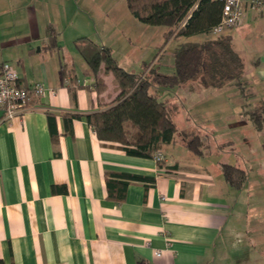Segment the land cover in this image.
Segmentation results:
<instances>
[{"label": "crops", "instance_id": "crops-1", "mask_svg": "<svg viewBox=\"0 0 264 264\" xmlns=\"http://www.w3.org/2000/svg\"><path fill=\"white\" fill-rule=\"evenodd\" d=\"M118 3L0 0V62L13 65L21 86L47 87L43 94L32 93L19 116L5 119L0 110V258L5 264H136L141 259L150 264H264V129H257L247 113L264 102V5L246 4L243 21L223 32L232 36L245 61L242 83L253 95L251 106L243 108L236 83L194 91L185 85V103L165 98L187 105L183 123L175 116L181 129L213 138L211 150L200 156L180 140L167 145L165 164L174 167L166 168L155 158L104 143L84 117L74 118L71 129L65 125L67 112L100 110L120 93L113 73L103 66L104 88L86 74L81 42L100 38L114 54L107 42L120 40L127 23L138 36L147 33L160 43L161 26L139 21L128 6L120 14L114 10ZM49 25L57 32L54 45ZM212 116L223 122L203 121ZM223 145L233 154L231 161L212 160L214 149ZM223 162L247 171L242 188L227 181ZM109 172L156 181L131 182L124 199H118L109 195Z\"/></svg>", "mask_w": 264, "mask_h": 264}, {"label": "trees", "instance_id": "trees-1", "mask_svg": "<svg viewBox=\"0 0 264 264\" xmlns=\"http://www.w3.org/2000/svg\"><path fill=\"white\" fill-rule=\"evenodd\" d=\"M128 9L139 21L152 26H165L167 40L180 36L208 35L201 41H186L172 51L175 69L165 73L153 65L143 74L130 72L122 67L113 56L111 48L92 39L79 45L87 62V75L96 77L98 88L105 82L99 77L103 66L113 73L120 93L113 101L100 110L81 113L67 112L65 125L71 129L74 118H86L104 143L118 144L129 155L155 158L159 151L177 140L185 144L196 155H205L213 146V138L208 133L200 134L193 129H181L176 114L181 105L170 99H161L160 89L189 86L224 87L236 83L242 90L245 104L251 105L253 95L242 83L245 61L235 50L230 34H214L213 28L221 21L223 3L219 0H126ZM51 45L56 41L57 32L52 25L47 29ZM66 73V72H65ZM156 87L155 92L151 87ZM76 99V92L72 90ZM245 106V105H244ZM249 107H245L248 109ZM249 118L259 130L264 129V102L247 111ZM55 117L49 115V124L55 137ZM160 167L164 161H157ZM222 171L227 181L237 189L242 188L248 173L239 165L222 163ZM109 195L124 199L131 182L155 183L154 176L128 172L107 174ZM0 264H5L0 258ZM136 264H150L141 259Z\"/></svg>", "mask_w": 264, "mask_h": 264}, {"label": "rangeland", "instance_id": "rangeland-1", "mask_svg": "<svg viewBox=\"0 0 264 264\" xmlns=\"http://www.w3.org/2000/svg\"><path fill=\"white\" fill-rule=\"evenodd\" d=\"M115 2H119L117 5V8L115 6V11H118L121 14V9L120 8H125V11H127V3L126 0H115ZM126 14V13H125ZM234 28V27H232ZM162 33H161V39L160 43L159 40L156 39L154 40L153 38H150L148 34L146 33V36L141 37L138 36L137 33V28L136 27H131V24L125 23V34H123V37L120 40L113 39L109 45L114 46V56L119 57V59H122L127 63L128 68L131 67L130 69H135L133 72L137 74H143L146 70H148L149 67L156 65L158 66L159 70L165 73H172L175 69L174 66V57L172 54V51L175 49V47L183 42H186L187 40L189 41H200L205 39L206 37H199V36H180L176 38H170L167 40L164 31L166 30L165 26H161ZM229 29V28H228ZM99 40L95 39L96 42L102 43V40L98 38ZM82 41V40H81ZM83 44V42H81ZM115 57V58H116ZM82 58V57H81ZM79 71V70H78ZM157 88L156 87H151V91L155 92ZM185 87H174L172 89H160L159 94L161 99L165 98H170V99H175L177 98L178 100L184 101L183 97L185 94ZM241 94L242 93V90ZM245 91H250L245 90ZM210 97V96H209ZM208 97V98H209ZM244 98V97H243ZM250 103L253 101V98L249 99ZM245 101V98H244ZM246 102V101H245ZM243 105V108L249 107V104ZM180 111L176 114V118L179 121V123H183L185 120V112L186 108H183L187 105L182 106L181 103ZM201 102L200 105L201 106ZM251 106V105H250ZM189 107V106H188ZM196 115H199L200 120H202L203 115L201 113H195ZM216 117V116H214ZM213 116L209 120H203L207 121L208 124H215L218 125L222 123L223 121L215 120ZM196 119H194L193 123H195ZM227 145H223L221 147L217 146L214 149V152L212 154V160H227L231 161L230 158L232 157L233 154L231 155V152L226 149ZM226 150V151H225ZM224 151V152H222Z\"/></svg>", "mask_w": 264, "mask_h": 264}, {"label": "built area", "instance_id": "built-area-1", "mask_svg": "<svg viewBox=\"0 0 264 264\" xmlns=\"http://www.w3.org/2000/svg\"><path fill=\"white\" fill-rule=\"evenodd\" d=\"M223 3L221 21L213 28L214 34L223 33L227 28L237 26L243 21L245 5L263 6L264 0H219ZM47 87L44 83H37L32 87H23L19 84L18 71L9 61L0 62V110L5 119H11L23 114L28 109V101L32 93L43 94ZM156 161L166 160L162 151L155 155ZM161 256L160 250L156 251Z\"/></svg>", "mask_w": 264, "mask_h": 264}]
</instances>
